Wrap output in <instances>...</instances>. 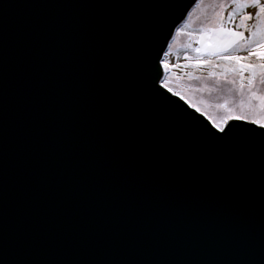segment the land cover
I'll use <instances>...</instances> for the list:
<instances>
[{"label":"water","instance_id":"obj_1","mask_svg":"<svg viewBox=\"0 0 264 264\" xmlns=\"http://www.w3.org/2000/svg\"><path fill=\"white\" fill-rule=\"evenodd\" d=\"M199 0H0V264H264V127L163 87Z\"/></svg>","mask_w":264,"mask_h":264},{"label":"rangeland","instance_id":"obj_2","mask_svg":"<svg viewBox=\"0 0 264 264\" xmlns=\"http://www.w3.org/2000/svg\"><path fill=\"white\" fill-rule=\"evenodd\" d=\"M252 3L199 0L162 60L163 87L220 131L239 119L264 127V15Z\"/></svg>","mask_w":264,"mask_h":264},{"label":"snow or ice","instance_id":"obj_3","mask_svg":"<svg viewBox=\"0 0 264 264\" xmlns=\"http://www.w3.org/2000/svg\"><path fill=\"white\" fill-rule=\"evenodd\" d=\"M253 7V8H259V13L261 14V15H264V4H262L261 2H260V0H253V3L251 4V5H245V6H243V7ZM246 19H248V20H251V19H253V15H248L247 17H246ZM239 35L241 36V38H243V33H239ZM252 55H255V53H251ZM249 67H251V66H249Z\"/></svg>","mask_w":264,"mask_h":264},{"label":"trees","instance_id":"obj_4","mask_svg":"<svg viewBox=\"0 0 264 264\" xmlns=\"http://www.w3.org/2000/svg\"><path fill=\"white\" fill-rule=\"evenodd\" d=\"M239 120H242V119H239ZM245 121V120H244Z\"/></svg>","mask_w":264,"mask_h":264}]
</instances>
